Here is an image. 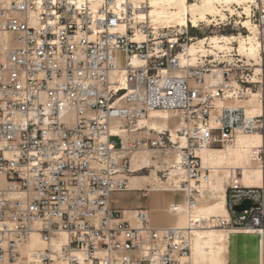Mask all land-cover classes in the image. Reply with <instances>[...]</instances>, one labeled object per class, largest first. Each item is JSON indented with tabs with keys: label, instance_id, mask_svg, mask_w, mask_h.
<instances>
[{
	"label": "built area",
	"instance_id": "1",
	"mask_svg": "<svg viewBox=\"0 0 264 264\" xmlns=\"http://www.w3.org/2000/svg\"><path fill=\"white\" fill-rule=\"evenodd\" d=\"M247 7L232 5L231 14L219 5L207 21L154 27L135 20L145 4L0 0V264H192L200 222L157 228L150 209L126 219L111 198L130 191L137 152L178 155L175 188L186 192L192 215L211 181L199 151L264 135V5ZM213 36L232 40L222 50ZM250 36L259 42L256 58L238 42ZM255 95L261 114L252 116ZM157 112L177 121L176 141L141 129ZM252 162L261 185H244L242 169H233L228 216L217 225L258 232L264 264V142L252 148ZM246 200L249 210H233ZM34 234L44 249L28 251Z\"/></svg>",
	"mask_w": 264,
	"mask_h": 264
},
{
	"label": "bare ground",
	"instance_id": "2",
	"mask_svg": "<svg viewBox=\"0 0 264 264\" xmlns=\"http://www.w3.org/2000/svg\"><path fill=\"white\" fill-rule=\"evenodd\" d=\"M131 2L136 7L145 4L147 11L136 13L135 20L140 22L145 20L151 26L169 27L171 25H185L187 20L196 23L199 21H207L208 16H216L219 14V5L228 8L231 14H234L232 5L243 6L245 11H249L247 3L250 0H200V3L190 4L187 0H121ZM264 5V0H262ZM224 17V15H222ZM247 28H255L249 21L244 22ZM212 37V42L219 49H227L231 38L228 36ZM223 40L224 45H220L219 41ZM241 52L249 58H256L259 52V42L255 37L238 39ZM193 53L194 50H191ZM247 114H261L260 101L258 96H253L247 102ZM170 116L166 113H153L150 119L143 120L140 123L141 129L148 128L155 131H167L171 133L172 139L176 141L178 135L176 130L178 126L171 127ZM122 136L127 140L124 132ZM264 142V135L243 136L240 135L234 145H229L225 149L204 148L199 151L204 169H211V181L202 185V199L197 208L191 215L188 210V199L186 192L176 189L181 177L177 170V164L180 157L176 155L173 160L168 161L171 173L167 182H163L158 176L161 168L158 163L152 159L149 151L137 152L132 157V170L134 174L129 176L130 190H149V196L154 192L160 194L162 190L178 193L182 191L185 198L175 197L174 202L167 204V207L161 211L152 209V222L158 226L157 228H187L190 225L191 217L200 222V227L193 231L191 262L192 264H229L230 256L237 257V253L246 259L245 264H263L262 263V240L258 232L253 230L238 229H217V220L226 218L228 210L226 207V182L232 176L233 169L240 168L243 171L242 183L247 186H260L262 182L261 170L255 167L252 162V148L261 145ZM168 166V167H169ZM151 170L150 176L135 175L144 170ZM163 171V170H162ZM167 171V170H166ZM169 175V174H168ZM179 176V177H178ZM148 183V186L145 184ZM214 195L213 202L200 204ZM126 210V209H125ZM131 212V211H129ZM133 212H135L133 210ZM132 212V213H133ZM133 215H130V218ZM132 219V218H131ZM202 221H205L202 223ZM220 228V227H219ZM66 235L60 238L61 243L66 242ZM45 243L37 234L31 237L28 244V251L44 249Z\"/></svg>",
	"mask_w": 264,
	"mask_h": 264
},
{
	"label": "rangeland",
	"instance_id": "3",
	"mask_svg": "<svg viewBox=\"0 0 264 264\" xmlns=\"http://www.w3.org/2000/svg\"><path fill=\"white\" fill-rule=\"evenodd\" d=\"M207 33L210 34L209 32H207ZM226 33H229V35H231L232 31L228 30ZM234 33H236V32L234 31ZM116 57L119 60V63L122 65L124 63L123 54L122 53H117ZM171 122H172L171 123V127L178 126L177 121L171 120ZM151 135H153V133H151ZM217 149H221V148H217ZM147 151H149L148 153H150V156L152 157V159L158 163L159 167L160 166L162 167V168L160 167L161 169L158 172V176L160 177V179L163 182H167L169 180V178H170V175H171V173H169L171 171V169H170V166L168 165V160L166 158H163L162 156H160L159 154L155 153L152 150H147ZM131 170H132V166H131ZM151 173H152L151 170L146 169V170L141 171V172H139V173H137L135 175H138V176H150ZM132 175H134V174L133 173L130 174V176H132ZM145 185L148 186V183H146ZM225 186H227V185H225ZM139 193L141 195H143V192L139 191ZM150 197H151V205H150L151 207L148 208V209H150V211L152 209H156L158 211H161V210H163V209H165L167 207V204H169L170 202H174L175 197H180V198L184 199L185 198V194L182 191H179L176 194V193H173L171 191L162 190V192L160 194L157 195V193L154 192L153 194L150 195ZM136 198H137L136 194H130L126 199L127 200H136ZM213 198H214V195L211 193L210 197H208L205 201L201 202L200 204L213 202L214 201ZM148 199H149V196H148V198H144V200H148ZM153 223L157 227H162V226H158L154 222V218H153ZM217 229H221V228L217 227Z\"/></svg>",
	"mask_w": 264,
	"mask_h": 264
},
{
	"label": "crops",
	"instance_id": "4",
	"mask_svg": "<svg viewBox=\"0 0 264 264\" xmlns=\"http://www.w3.org/2000/svg\"><path fill=\"white\" fill-rule=\"evenodd\" d=\"M140 190H130L125 192L114 193L111 198V207L117 210H121L125 213L126 219H131L132 212L137 211L141 208H150L151 197L149 196V201L144 200V196L139 193ZM130 194H136V200H127L126 198ZM126 209V210H125ZM131 211V212H129ZM154 224V223H153ZM246 259L239 253L237 257L230 256L229 264H245Z\"/></svg>",
	"mask_w": 264,
	"mask_h": 264
},
{
	"label": "water",
	"instance_id": "5",
	"mask_svg": "<svg viewBox=\"0 0 264 264\" xmlns=\"http://www.w3.org/2000/svg\"><path fill=\"white\" fill-rule=\"evenodd\" d=\"M251 207H252L251 201L246 200L241 205L235 206L233 210L238 213H242L246 210H249Z\"/></svg>",
	"mask_w": 264,
	"mask_h": 264
}]
</instances>
